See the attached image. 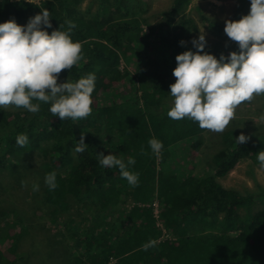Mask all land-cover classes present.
<instances>
[{
    "label": "trees",
    "instance_id": "obj_1",
    "mask_svg": "<svg viewBox=\"0 0 264 264\" xmlns=\"http://www.w3.org/2000/svg\"><path fill=\"white\" fill-rule=\"evenodd\" d=\"M84 1L0 0V22L21 25L46 9L51 24L46 31L65 30L66 21L75 24L70 36L81 44V60L62 70L57 83L96 76L86 118L61 121L48 110L51 102H40L37 113L0 108V171L19 168L38 153L45 173L55 172L57 187L50 191L44 185V205L65 212L75 204L83 212V225L73 231L78 243L73 264H264V188L242 193L218 181L239 161L256 158L264 136L242 129L225 133L224 145L209 158L212 172L193 176L187 159L202 147L204 129L187 117L167 116L174 57L195 51L190 41L197 25L186 13L189 0H173L156 22L145 16L144 0H87L83 7ZM240 1L239 11L245 3ZM204 21L222 32L218 22ZM121 61L133 69L120 68ZM240 133L246 142H235ZM19 134L28 137L23 147L16 143ZM81 134L87 147L77 153ZM152 138L162 144L157 152L149 147ZM109 152L135 159L129 169L138 173L135 187L115 167L100 166L99 153ZM154 201L170 239L157 240ZM1 218L0 264H14L12 255L27 233L24 226L16 232L20 218Z\"/></svg>",
    "mask_w": 264,
    "mask_h": 264
},
{
    "label": "clouds",
    "instance_id": "obj_2",
    "mask_svg": "<svg viewBox=\"0 0 264 264\" xmlns=\"http://www.w3.org/2000/svg\"><path fill=\"white\" fill-rule=\"evenodd\" d=\"M49 18L48 10L40 9L24 25L14 19L0 22V108L12 105L37 113L40 102H51L48 110L61 121L86 118L92 111L96 76L89 73L75 81L57 83L62 70L71 69L81 60V44L70 36L75 27L72 21H66L65 30L48 32L45 29L51 28ZM223 32L239 49L230 51L227 58L223 53L217 58L203 50V33L190 41L195 51L187 49L175 55V80L168 91L172 98L167 110L170 119L187 117L201 129L220 133L234 118L238 105L264 94V0H250L247 14L225 19ZM234 139L244 143L248 137L240 133ZM77 141L74 151L83 152L87 147L83 134ZM16 143L23 147L28 143L27 135L19 134ZM148 144L153 152L162 147L155 138ZM256 159L264 168V149L256 153ZM98 163L109 169L115 167L128 185H137L138 173L129 170L135 164L133 157L125 161L111 152L99 153ZM44 183L54 190L55 172L46 174ZM38 187L33 184L32 191Z\"/></svg>",
    "mask_w": 264,
    "mask_h": 264
},
{
    "label": "rangeland",
    "instance_id": "obj_3",
    "mask_svg": "<svg viewBox=\"0 0 264 264\" xmlns=\"http://www.w3.org/2000/svg\"><path fill=\"white\" fill-rule=\"evenodd\" d=\"M172 1L144 0L147 4L145 16L150 22H156L160 18L158 13L168 8ZM240 3V0H189L186 6V13L194 18L197 25L195 38L203 33L206 41L204 48L217 58L221 53L226 56L230 51L239 49L237 43L230 40L223 30L216 32L209 29L204 17L218 22L223 28L225 19H239L241 15L248 13L250 0H245L241 11ZM86 5L87 0L83 2V7ZM26 22L27 20L21 25ZM125 67L133 69L131 63L121 61L120 68ZM125 89L126 87L119 88L122 91ZM167 102L172 103L169 93ZM240 129L264 136V94L254 95L252 100L238 105L234 118L223 132L216 133L204 129L202 147L199 151L191 153L187 159L189 173L193 176L203 175L205 171L211 173L209 158L224 145L225 133ZM43 160L40 154L36 153L27 157L19 168L0 171V220H3L1 217L10 220L20 218L21 222L16 219V232L21 233L24 226L27 233L17 245L16 257L12 255L13 259L15 258L14 264H73L72 258L76 254L78 244L73 231L79 230L83 225V212L78 210L75 204L65 212H58L51 206L44 205L43 187L46 173L42 168ZM218 181L224 187L234 188L242 193L257 191L258 187L264 188V168L259 166L256 158L246 157ZM33 184L39 186L37 191H32ZM158 232H162V229L158 228Z\"/></svg>",
    "mask_w": 264,
    "mask_h": 264
},
{
    "label": "built area",
    "instance_id": "obj_4",
    "mask_svg": "<svg viewBox=\"0 0 264 264\" xmlns=\"http://www.w3.org/2000/svg\"><path fill=\"white\" fill-rule=\"evenodd\" d=\"M151 207H152V213H153V217L155 219V224L156 226L159 228V229H162V232H159V236L157 238V240H163V239H170L171 236L169 235L168 233V227L167 225L165 224V222L161 221L159 219V213H160V205L158 204L157 201H154L152 204H151Z\"/></svg>",
    "mask_w": 264,
    "mask_h": 264
}]
</instances>
